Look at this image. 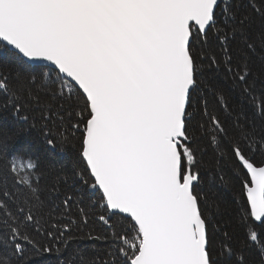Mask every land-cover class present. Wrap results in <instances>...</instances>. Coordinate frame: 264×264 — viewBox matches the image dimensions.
Masks as SVG:
<instances>
[{"label": "snow or ice", "instance_id": "1", "mask_svg": "<svg viewBox=\"0 0 264 264\" xmlns=\"http://www.w3.org/2000/svg\"><path fill=\"white\" fill-rule=\"evenodd\" d=\"M0 264H264V0H0Z\"/></svg>", "mask_w": 264, "mask_h": 264}]
</instances>
